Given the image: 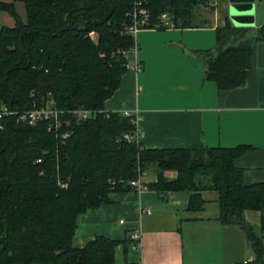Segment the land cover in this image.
<instances>
[{
	"label": "trees",
	"instance_id": "1",
	"mask_svg": "<svg viewBox=\"0 0 264 264\" xmlns=\"http://www.w3.org/2000/svg\"><path fill=\"white\" fill-rule=\"evenodd\" d=\"M19 1L25 19L13 1H0L15 21L0 29V100L16 112L0 119V264H116V239L96 235L73 245L78 216L109 202L112 191L130 189L129 181L150 166L157 171L148 187L191 192L188 210L203 208L201 191H218L220 221L244 226L256 253V262L234 264H258L262 242L245 212H260L264 229V182L245 183L237 164L249 147L147 148L124 137L136 129L133 116L104 108L135 48L128 31L133 9L148 10V28H166L164 12L175 27H192L195 9L212 0ZM246 31L229 23L217 28L205 77L219 89L246 81L252 55ZM229 37L233 42L226 44ZM49 103L58 128L53 116L33 124L19 120ZM78 110L92 114L80 118Z\"/></svg>",
	"mask_w": 264,
	"mask_h": 264
},
{
	"label": "crops",
	"instance_id": "2",
	"mask_svg": "<svg viewBox=\"0 0 264 264\" xmlns=\"http://www.w3.org/2000/svg\"><path fill=\"white\" fill-rule=\"evenodd\" d=\"M14 3L20 6L18 13L25 19L23 5L17 0ZM229 4V0H212L207 6L197 7L196 26L141 29L135 48L127 53L129 68L104 108L130 111L142 133L140 141L147 148L246 145L248 150L237 158L238 166L244 169V182H264V0H254L253 25L241 26L252 38L245 83L219 89L215 81L205 77L208 52L217 47V28L228 23L235 26L230 20ZM3 18L6 16L0 15V29L14 25L13 17ZM231 42L229 37L226 44ZM3 105L0 100V108ZM167 176L175 178L176 172L169 171ZM143 180L150 182L155 176ZM190 193L161 194L149 187L141 191L114 190L109 202L78 216L72 243L82 247L96 235L116 239V264L256 262L244 226L220 221L219 192L201 191L204 206L195 211L187 208ZM144 206L151 209L150 214L142 212ZM245 222L261 238L258 264H264L260 212L247 210ZM135 231L140 232L138 242L131 239Z\"/></svg>",
	"mask_w": 264,
	"mask_h": 264
},
{
	"label": "built area",
	"instance_id": "3",
	"mask_svg": "<svg viewBox=\"0 0 264 264\" xmlns=\"http://www.w3.org/2000/svg\"><path fill=\"white\" fill-rule=\"evenodd\" d=\"M131 18H132V23L130 24L128 31L130 33H132L133 36L136 38L137 33L141 29L149 27L148 26L149 12L144 7H140V8L135 7V9H133V12L131 14ZM160 19L162 21V24L166 28H174L175 27L171 17L166 12L161 14ZM92 34H93V32H91L90 35L92 36ZM50 105H52V104L49 103L46 107L30 109V110L22 113L19 117V120L27 121L29 124H33L37 120L53 116L54 119L56 120L54 123L55 124L54 126L56 128H58V126H59V122L57 121L58 112L56 110L52 109V107ZM14 113H16V112L10 110L6 105H3L0 108V119L6 115H11ZM76 114H78V116L80 118H86V117H89L92 113L90 110H78V111H76ZM123 114L125 116H132L131 112L128 110H125L123 112ZM134 121L136 124V129H135L134 133L133 134H125L124 137L128 140H135V141L139 142L141 139L142 133L138 128L137 121L135 118H134ZM51 127H49V129ZM62 136L65 138V137H67V134L65 133ZM38 161H40V159H38ZM144 175H145V172H140L136 179L130 180L129 181L130 187L133 189H136L137 191L148 189V182L146 180H143ZM141 210L143 213H146V214L151 213V209H149L146 206L142 207ZM121 222H122V220H121ZM131 239L138 242L140 239V232L135 231V233H133V235H131ZM250 261H251V259H247L245 261V263L250 262Z\"/></svg>",
	"mask_w": 264,
	"mask_h": 264
},
{
	"label": "water",
	"instance_id": "4",
	"mask_svg": "<svg viewBox=\"0 0 264 264\" xmlns=\"http://www.w3.org/2000/svg\"><path fill=\"white\" fill-rule=\"evenodd\" d=\"M229 16L231 22L238 27L251 26L254 23V0H229ZM242 228L241 225H238Z\"/></svg>",
	"mask_w": 264,
	"mask_h": 264
},
{
	"label": "rangeland",
	"instance_id": "5",
	"mask_svg": "<svg viewBox=\"0 0 264 264\" xmlns=\"http://www.w3.org/2000/svg\"><path fill=\"white\" fill-rule=\"evenodd\" d=\"M14 1H16V0H14ZM13 1V2H14ZM17 1H19V0H17ZM20 5L22 6L23 5V3L20 1ZM16 7V9H17V11H18V9L20 10L21 8H20V6H18V5H16L15 6ZM0 15H4V16H6V18H7V15H8V17H9V20H12V16L8 13V12H6V11H4V12H0ZM6 18H3V20H5ZM8 19V18H7ZM92 37H93V39L96 41L97 39H98V35H97V33H93L92 34ZM134 39H135V37H134ZM156 171H157V168L155 167V166H150V167H148V171L145 173V175H144V179H150V178H153L154 176H155V174H156Z\"/></svg>",
	"mask_w": 264,
	"mask_h": 264
}]
</instances>
